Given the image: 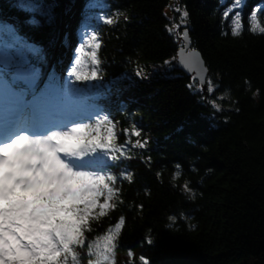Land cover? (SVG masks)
I'll return each instance as SVG.
<instances>
[{
	"label": "trees",
	"instance_id": "1",
	"mask_svg": "<svg viewBox=\"0 0 264 264\" xmlns=\"http://www.w3.org/2000/svg\"><path fill=\"white\" fill-rule=\"evenodd\" d=\"M171 5L0 0L6 46L20 36L22 49H32L30 65L41 73L51 66L48 78L39 72L26 88L28 98L35 89L44 97L62 91L79 52H96V69L109 83L72 81V111L85 103L97 113L87 124L94 134L109 119L102 128L114 126L116 147L125 151L97 169V181L103 177L117 194L108 201L99 185L97 199L112 207L88 216L75 264H264V34L251 31L257 6L264 26V0H241L232 13L235 0H179L180 11ZM237 12L243 29L233 36ZM185 33L209 69L206 89L179 69ZM93 35L99 49L89 44ZM89 209L76 211L83 218ZM121 220L110 258L89 255L87 244Z\"/></svg>",
	"mask_w": 264,
	"mask_h": 264
},
{
	"label": "snow or ice",
	"instance_id": "2",
	"mask_svg": "<svg viewBox=\"0 0 264 264\" xmlns=\"http://www.w3.org/2000/svg\"><path fill=\"white\" fill-rule=\"evenodd\" d=\"M240 3L241 0H235L236 5ZM258 11L259 6L251 14V31L258 30L264 34ZM227 15L229 13H225ZM107 23L111 24L112 20H107ZM231 28L233 36L240 35L243 29L241 12L233 17ZM94 40L95 35L89 41L90 46L99 49L101 45L93 44ZM90 55L93 62L98 64L96 52ZM77 64L81 62L77 61ZM69 76L78 81L98 79L96 71L85 74L75 67ZM108 120L97 122L95 134L90 127L81 125L66 132H57L47 143L23 136L0 148V264H68L69 257L75 264L76 249L86 246L88 216L93 218L96 208L101 209L99 216H104L106 210L112 207L110 203H101L97 199L99 185L107 189L108 201L113 200L117 190L109 187L103 177L97 181L83 174L75 175L61 162V155L77 152L87 146L93 150L100 148L118 151L123 157V146L116 147L114 126L107 127L106 133L102 128ZM134 135L139 136V131ZM52 144L56 147L53 148ZM111 159L117 161L118 158L113 155ZM109 178L114 181L117 179L112 174ZM124 178L131 180L130 175ZM89 188L96 191L86 192L85 189ZM87 202H91L90 209L81 218L76 210ZM122 224L123 220L107 235L88 243L89 255L95 254L107 261Z\"/></svg>",
	"mask_w": 264,
	"mask_h": 264
},
{
	"label": "rangeland",
	"instance_id": "3",
	"mask_svg": "<svg viewBox=\"0 0 264 264\" xmlns=\"http://www.w3.org/2000/svg\"><path fill=\"white\" fill-rule=\"evenodd\" d=\"M172 8L175 11H180V5L179 0H172ZM240 5H235L233 8H231V13L234 11V9L240 8ZM8 25H12L11 23H8ZM180 26H177L175 28V31H177ZM19 36V35H18ZM14 40V44L12 41ZM3 35L0 33V101H9L12 99L16 103H13L14 110H19L20 108L26 109V107L22 103H18L22 100V95L20 94V89H18V92L16 93L13 90V87L11 86L8 78L6 76H9L12 79H15L16 81L23 82V84L27 87H33L38 79H39V72L37 71V67L35 68L33 65H30L29 58L26 56V52H31L32 49L27 50L28 48H25V50L22 49V44L20 41V36H13L12 40L10 41L9 45L6 46V44L3 42ZM39 50H36L38 52ZM77 61H80L82 64H77V61L75 62L74 66H69L66 68V76L63 80V90L61 93L63 96L59 99L53 100L51 102H45L43 104H40V110H41V116L46 118H52L56 120H62L65 121V123L68 125L64 129L68 131L70 128H72V123L70 121V118L72 117L69 115V109L76 104V94L75 91L72 89L73 87V79L75 77H70L69 72L73 67L77 68V71H83L85 74H90L92 71H96L98 73V79L95 81L88 80L86 83L87 85H98L103 82H106L104 80V76L102 73L98 72L96 69V63L93 62L92 57L90 54L88 55H82V53L79 52L77 55ZM68 74V75H67ZM140 78H143L144 76H141L139 74ZM76 80V79H75ZM96 83V84H94ZM106 85L109 86V83L106 82ZM200 89V87H199ZM93 98V97H92ZM17 105V107H16ZM31 118L35 117V113H30ZM50 139L41 141V140H33V141H41L44 143L49 142ZM52 147L55 148L56 146L52 144ZM117 153L118 151L114 150H106V149H91L89 147H83L79 151L68 154L64 153L61 155V162L65 164L66 169L73 172L75 175H85L92 177L94 180H97L91 172L93 169L92 167L96 164H105L108 165L112 162L111 157L114 155V153ZM120 153V152H119ZM90 167V169L88 168ZM86 192L88 191H96V189H85ZM84 206H90L91 202H87L83 204ZM19 226V225H17Z\"/></svg>",
	"mask_w": 264,
	"mask_h": 264
},
{
	"label": "water",
	"instance_id": "4",
	"mask_svg": "<svg viewBox=\"0 0 264 264\" xmlns=\"http://www.w3.org/2000/svg\"><path fill=\"white\" fill-rule=\"evenodd\" d=\"M182 42L184 46L177 55L179 69L186 75L193 76L206 89L209 69L202 54L192 48V43L187 33L182 38Z\"/></svg>",
	"mask_w": 264,
	"mask_h": 264
},
{
	"label": "bare ground",
	"instance_id": "5",
	"mask_svg": "<svg viewBox=\"0 0 264 264\" xmlns=\"http://www.w3.org/2000/svg\"><path fill=\"white\" fill-rule=\"evenodd\" d=\"M41 70V69H40ZM39 70V72H40ZM51 72V66H49L43 73L40 72V74L44 77V78H48L50 76V73ZM12 108V107H11Z\"/></svg>",
	"mask_w": 264,
	"mask_h": 264
}]
</instances>
